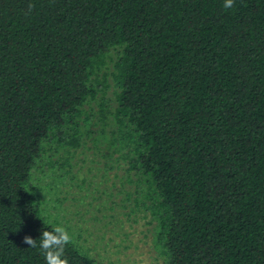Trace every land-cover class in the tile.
<instances>
[{
  "label": "trees",
  "instance_id": "obj_1",
  "mask_svg": "<svg viewBox=\"0 0 264 264\" xmlns=\"http://www.w3.org/2000/svg\"><path fill=\"white\" fill-rule=\"evenodd\" d=\"M223 4L0 0V264H46L37 202L82 149L134 185L163 264H264V0Z\"/></svg>",
  "mask_w": 264,
  "mask_h": 264
},
{
  "label": "rangeland",
  "instance_id": "obj_2",
  "mask_svg": "<svg viewBox=\"0 0 264 264\" xmlns=\"http://www.w3.org/2000/svg\"><path fill=\"white\" fill-rule=\"evenodd\" d=\"M88 147H92V144L89 143ZM82 150L89 154L82 174L74 179L67 178V181L60 184L58 196H52L58 200L54 202L58 203L57 211L60 216L48 205L47 200H41L36 206L40 217L49 225L64 227L72 236V242L77 246L79 242L83 247L81 250L87 251L98 264H163V259L154 247L155 223L151 217L138 213L129 217L127 214L131 201L125 202L128 207L126 209L120 206V200L127 199L128 193L133 192L134 185L126 183L120 195L119 178L116 182L114 172L107 174L103 170V157L93 154V150ZM90 159H94V163ZM84 176L89 180L83 183ZM32 181L35 183V179ZM36 181V185L41 187L39 179ZM113 182H116L114 188ZM80 196L84 205L77 207ZM134 203L135 198L132 199V204ZM71 226L76 236L81 235L77 242Z\"/></svg>",
  "mask_w": 264,
  "mask_h": 264
},
{
  "label": "clouds",
  "instance_id": "obj_3",
  "mask_svg": "<svg viewBox=\"0 0 264 264\" xmlns=\"http://www.w3.org/2000/svg\"><path fill=\"white\" fill-rule=\"evenodd\" d=\"M235 0H224L223 7L225 9L233 8ZM29 11L34 8L33 4H29ZM72 236L64 227H55L51 231H43L39 239V247L45 257L46 264H69L67 258H64L65 246L72 243ZM22 243L29 248L37 247V240L31 236H24Z\"/></svg>",
  "mask_w": 264,
  "mask_h": 264
}]
</instances>
